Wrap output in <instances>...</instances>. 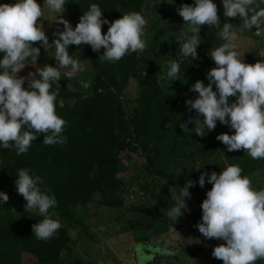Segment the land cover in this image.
<instances>
[{
  "label": "clouds",
  "instance_id": "1",
  "mask_svg": "<svg viewBox=\"0 0 264 264\" xmlns=\"http://www.w3.org/2000/svg\"><path fill=\"white\" fill-rule=\"evenodd\" d=\"M174 2V0H172ZM225 18H235L239 26L225 19L221 25L217 4L214 0H192L176 8L184 23L176 32L179 43L177 56L167 61L164 75L174 81L180 76V58H197V46L202 25L215 31L221 43L210 48L208 55L215 67L206 72L207 85L196 80L190 91L197 93L194 99H186L188 111L195 110L202 120L189 117L183 123L193 122L194 133L206 134L203 128L212 131L217 121L226 125L232 134L220 133L215 138L226 146V150L243 149L248 156L264 160V59L254 64L243 62L237 49L240 46L238 32L264 33V0H220ZM67 0H13L0 3V149H14L16 155L27 153L32 142L44 134L45 145L64 144L66 121L57 114V105L63 106L58 97L61 75L71 79L76 73L85 71V63L79 56L69 53L70 45H89L94 52L103 47L98 60L115 63L126 54H139L146 47L144 39L147 20L142 12L128 11L111 22L102 18L98 3L90 2L79 17L75 27L60 14L65 11ZM46 5L50 12L57 13L55 21L63 30L53 33L49 43L38 18L43 16ZM102 25H108L102 34ZM254 29V31H253ZM54 45L55 65L45 63L19 76L26 65H36L40 47ZM27 81V87H22ZM88 89L91 81H78ZM55 85V87H53ZM215 87V90L213 88ZM229 97L235 99L230 103ZM238 164H228L221 171H203L198 180H186L173 196V204L163 208L162 215L168 220V230L177 233L174 225L178 218L189 211L185 198H190L189 188L205 181L211 185L200 204L201 217L195 227L204 238H215L224 243L213 246L211 256L223 264H256L264 261V186L254 188L249 175H242ZM259 175V173H257ZM13 181L15 191L26 201L24 208L35 210L42 219L32 224L31 232L37 240L52 238L61 227L59 219L53 218L50 209L57 205L54 193L43 187L44 178L27 168H18ZM264 179V178H262ZM8 200L5 191H0V205ZM171 241H164L158 251L171 256L174 249ZM136 264H147L155 255L151 245L140 243ZM145 249L150 250L146 254Z\"/></svg>",
  "mask_w": 264,
  "mask_h": 264
},
{
  "label": "rangeland",
  "instance_id": "2",
  "mask_svg": "<svg viewBox=\"0 0 264 264\" xmlns=\"http://www.w3.org/2000/svg\"><path fill=\"white\" fill-rule=\"evenodd\" d=\"M104 1L109 0H67L65 11L60 15L75 27L90 2L98 3L102 10H106ZM12 2L13 0H0V3ZM214 2L217 4L221 25L227 19L239 26V21L235 18L223 16L220 0ZM37 3L42 5L43 0H37ZM183 3L191 4L192 0H182V3L176 0H137V4H128L125 9H121L123 13L142 12L147 20L144 31L146 47L139 54H126L115 63L102 62L98 60L101 49L99 52H91V47L86 44L69 46L71 55L86 60L85 71L76 73L71 79L62 74L57 99H64L65 96L66 102L62 107L80 104L76 120L83 121V117L109 118L110 123L120 126L116 131L119 140L113 148L116 167L108 170L104 175L105 180L99 184L91 198L72 206L70 217L55 210L50 211L53 218L60 220L61 227L66 230L69 238L67 248L50 264H136L137 245L140 243L151 245L155 251L154 258L147 264H223L222 260L211 256V251L213 246L224 241L206 239L195 227L200 222V204L206 191L211 188L207 179L203 188L198 184L189 188L191 196L185 198L189 211L179 217L174 225L177 233L168 230V220L162 215L163 208L173 204V196L186 180L196 182L201 172H219L228 164H238L243 169L242 175L250 176L254 188L264 186V160L251 158L243 149L228 152L226 146L216 140L218 134H231L233 130L217 121L212 131L207 132L203 128L206 134L200 136L191 129L195 126L193 122L187 124L188 129L183 125L189 117L203 119L195 110L188 111L185 100L194 99L197 95L190 91V85L196 80L207 85L205 74L215 67L208 51L215 44L221 43L214 30L206 24L202 25L199 33L201 43L196 49L198 57L179 59V79L172 81L164 75L168 67L167 61L177 56L179 43L174 34L184 21L176 8ZM42 11L43 16L38 21L51 43L53 33L58 28L63 30V25L55 21L58 14L50 12L46 5ZM102 18H107L109 22L114 20L108 18V13L102 15ZM107 27L108 25H102V34L107 31ZM237 32L240 43L237 51L243 62L254 64L257 60L264 59V33L257 36L254 32H240L238 29ZM33 44L40 47V42ZM91 53L96 54V67ZM53 54L54 45L46 46L45 49L40 47L36 65H26L18 75L26 76L29 71L35 72L36 67L45 63L54 66L55 60L51 57ZM99 65L107 70V76L97 72ZM113 77H118L119 84L122 85L121 91L117 92L120 109L117 111L116 106L105 108L88 103V99L95 93L104 91V85L115 91L110 82ZM150 78L155 79L160 93L154 90L149 100L154 101L162 94L174 97L177 101L175 113L153 129L147 140L138 143L135 136V110L141 95L140 84L148 83ZM81 79L91 81L88 89L82 88L78 82ZM22 87H27V81ZM213 88L215 90L214 86ZM234 99L229 97V102ZM105 112L109 114L106 115ZM45 147L42 138L37 137L27 153L35 158L44 157ZM6 174L7 168L0 161V183H8ZM25 210L40 216L35 210ZM22 220L23 214L14 209L0 211V264H42L30 253L20 249ZM164 241H171L169 247L174 249L173 255H162L158 251ZM145 252L150 254L149 249H145ZM256 264H264V261L258 260Z\"/></svg>",
  "mask_w": 264,
  "mask_h": 264
},
{
  "label": "trees",
  "instance_id": "3",
  "mask_svg": "<svg viewBox=\"0 0 264 264\" xmlns=\"http://www.w3.org/2000/svg\"><path fill=\"white\" fill-rule=\"evenodd\" d=\"M182 3V0H176ZM106 3V10H102V15L108 13V18L117 19L123 14L122 8L128 4H137V0H109ZM122 11V12H121ZM114 17V18H113ZM92 52V49H91ZM103 47L100 53L102 54ZM93 61L96 60V54H93ZM95 67L98 65L94 62ZM100 75L107 76V70L97 67ZM110 78V77H109ZM115 91H111L104 85L102 93H95L88 103L95 106H105L109 108L116 106L118 109V95L122 85L119 84V78L110 80ZM141 95L136 108L135 117V136L137 142L141 143L147 140L153 129L166 122L175 113L176 98L160 95L154 101L149 100V96L159 87L155 79L145 84H140ZM65 95V92L62 91ZM64 103L65 96H64ZM80 104L74 106L60 107L57 105V114L65 119L66 125L64 132L67 136V142L64 144L46 145L45 156L35 158L34 156L23 153L16 155L14 149H0V161L7 168L8 183H0V191H5L8 200L0 205V211L5 209H14L23 214L22 225L20 228L19 245L22 251L30 253L39 263L50 264L56 261L60 252L67 248L69 238L66 230L60 227L57 233L48 240H37L31 232L32 224L41 220L42 217L35 216L27 212L24 208L25 200L22 195L15 191L14 179L18 168H27L30 172H35L44 178L43 187H47L55 194L57 205L54 209L61 215L70 217L72 215L71 207L77 202L86 201L91 198L93 192L97 190L99 184L105 180L109 169L116 167L113 148L119 140L116 132L120 126L110 123L109 118L88 117L83 121L75 119L80 111ZM112 112V110L110 111ZM105 114H109L105 112ZM121 121V119H118ZM121 124V123H120ZM73 126H75L73 128ZM234 132V130H233ZM232 134V133H231ZM44 134H41V138ZM41 168V170H40ZM105 177V178H104Z\"/></svg>",
  "mask_w": 264,
  "mask_h": 264
},
{
  "label": "water",
  "instance_id": "4",
  "mask_svg": "<svg viewBox=\"0 0 264 264\" xmlns=\"http://www.w3.org/2000/svg\"><path fill=\"white\" fill-rule=\"evenodd\" d=\"M154 257L152 256V258L150 259V260H152ZM150 260H148V261H150Z\"/></svg>",
  "mask_w": 264,
  "mask_h": 264
},
{
  "label": "crops",
  "instance_id": "5",
  "mask_svg": "<svg viewBox=\"0 0 264 264\" xmlns=\"http://www.w3.org/2000/svg\"><path fill=\"white\" fill-rule=\"evenodd\" d=\"M148 262V261H147ZM163 264H164V262H163Z\"/></svg>",
  "mask_w": 264,
  "mask_h": 264
}]
</instances>
